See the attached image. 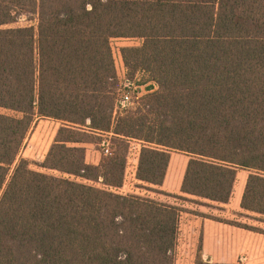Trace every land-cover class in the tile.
Masks as SVG:
<instances>
[{
	"label": "trees",
	"instance_id": "1",
	"mask_svg": "<svg viewBox=\"0 0 264 264\" xmlns=\"http://www.w3.org/2000/svg\"><path fill=\"white\" fill-rule=\"evenodd\" d=\"M114 38L142 40L127 78L158 86L123 111ZM0 108L20 114L0 112V264H176L185 208L115 191L134 139L141 187L228 203L249 170L241 206L264 222V0H0ZM36 118L62 123L40 163L62 175L18 160ZM108 133L118 149L87 163L74 144ZM173 151L182 195L159 189Z\"/></svg>",
	"mask_w": 264,
	"mask_h": 264
},
{
	"label": "crops",
	"instance_id": "2",
	"mask_svg": "<svg viewBox=\"0 0 264 264\" xmlns=\"http://www.w3.org/2000/svg\"><path fill=\"white\" fill-rule=\"evenodd\" d=\"M146 84L148 91L150 86H153L154 90L158 88L154 82ZM108 135L112 137V133H108ZM140 151L132 168V175L136 181H139L137 169ZM96 158L97 154H93V160L87 162L97 165L100 163V158ZM188 162V155L173 151L166 177L159 189L170 194L182 195L181 187ZM249 174V170L240 169L238 171L233 193L228 203H218L187 195L190 199L200 200L203 203L184 201L186 203L181 204L185 211L182 212L180 219L176 264H264V233L225 221L236 218L237 220L244 219V223L255 226L258 224L264 228V222L260 223L251 218L258 215L244 210L241 206ZM216 213H220L218 216L222 217L224 221L213 219L212 215H216Z\"/></svg>",
	"mask_w": 264,
	"mask_h": 264
},
{
	"label": "rangeland",
	"instance_id": "3",
	"mask_svg": "<svg viewBox=\"0 0 264 264\" xmlns=\"http://www.w3.org/2000/svg\"><path fill=\"white\" fill-rule=\"evenodd\" d=\"M32 22L27 19V17H22L19 21L16 23L7 25L5 27H18V26H25L28 24H31ZM142 44L140 39H129V38H114L112 39V49H113V55L116 62V68L118 75L122 81H124L127 77V68L124 64L122 55H121V49L126 46H140ZM148 78V75L139 72L137 73L136 77L134 79H131V82L134 83L136 86H139L138 89H136L135 93L133 94L135 103L131 105L133 107L138 99L136 98L137 94H140L141 96H144L148 93L147 84H142L141 82ZM152 82V81H150ZM149 83V82H148ZM153 83V82H152ZM156 85V83H155ZM121 95V93L119 94ZM0 112L2 113H8L10 115H16L19 116L20 114L13 111H7L3 108H0ZM62 126V123L55 119L50 118H36L35 122L32 124L27 137L25 139L24 145L19 153L18 160L21 158L28 159L30 162V167L37 171L47 172L55 175H62L60 172L56 170H48L46 168H43L40 166V163L44 162L46 159V156L54 143L55 137L57 135L58 129ZM111 141L110 144V153L106 154L105 151V144L104 141ZM91 142L81 143V144H74L76 146H86V161H92L93 160V154H97V158H100V163L103 160V158L107 156H112L113 153L118 149V144L113 142L111 140V135L105 134L101 137H92L89 139ZM142 142L138 141L136 139L132 140L130 142V148L128 151V165L125 173V180L124 184L121 188L116 190L119 193L122 194H138L145 197H151L155 198L159 201L166 202V203H172V204H185L183 200H180L178 198L167 196L165 194H161L158 192H154L151 190L146 189V187H141L142 183L139 181H136L134 179V176L132 175V168L136 162L137 154L141 150ZM89 152V154H88ZM88 156V157H87ZM17 163V162H16ZM88 163V162H87ZM91 164V163H90ZM16 164H14L10 169V174L13 172V169L15 168ZM70 177V176H69ZM71 178L76 179L75 176H71ZM9 179V176H8ZM78 180H81L78 178ZM89 184L95 185L97 187L104 188V185L101 182H88ZM220 213H216V215H212L213 217H218ZM231 221H238L243 222L242 220L236 219H230ZM261 223V222H260ZM254 225V224H251ZM260 227V225H256ZM263 228V227H261ZM264 229V228H263Z\"/></svg>",
	"mask_w": 264,
	"mask_h": 264
},
{
	"label": "built area",
	"instance_id": "4",
	"mask_svg": "<svg viewBox=\"0 0 264 264\" xmlns=\"http://www.w3.org/2000/svg\"><path fill=\"white\" fill-rule=\"evenodd\" d=\"M121 82H122V88L120 90L121 95H119V97L117 99V108L120 111H123L125 109L130 108L131 105L135 103V99H134L133 94L135 93L136 89H138L139 86H136L127 77L124 81L121 80ZM141 97H143V96H141L140 94H137V96H136L138 101L140 100ZM104 144L106 146L105 147L106 154H109L111 141L106 140V141H104ZM118 189L119 188L115 189V191Z\"/></svg>",
	"mask_w": 264,
	"mask_h": 264
}]
</instances>
